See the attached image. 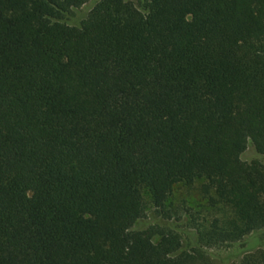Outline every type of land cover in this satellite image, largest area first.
<instances>
[{
    "label": "trees",
    "instance_id": "1",
    "mask_svg": "<svg viewBox=\"0 0 264 264\" xmlns=\"http://www.w3.org/2000/svg\"><path fill=\"white\" fill-rule=\"evenodd\" d=\"M88 1L0 0V264H216L264 231V0ZM197 184L196 246L133 229Z\"/></svg>",
    "mask_w": 264,
    "mask_h": 264
},
{
    "label": "rangeland",
    "instance_id": "2",
    "mask_svg": "<svg viewBox=\"0 0 264 264\" xmlns=\"http://www.w3.org/2000/svg\"><path fill=\"white\" fill-rule=\"evenodd\" d=\"M95 0H89L78 13L75 14L74 20L79 21L81 17L86 15L89 8L93 5ZM241 158L251 163L258 160L264 164V156L258 154L251 143L248 144L247 149L242 154ZM146 211L143 218L138 220L133 226L134 230H144L151 225H161L163 227L171 228L182 234L187 244V249L191 246H196V242L193 238V229L190 227L192 221V214L202 216L206 213L207 204L206 200L199 190V184L194 187L176 186L173 194L169 200V206L171 217L168 220L162 219V217L154 209L148 195L145 194ZM215 213V212H213ZM264 246V231L255 232L249 235L246 239L232 246L228 247H213L207 250L209 256L214 260L216 264H235L238 262L244 254L253 251L257 248Z\"/></svg>",
    "mask_w": 264,
    "mask_h": 264
}]
</instances>
